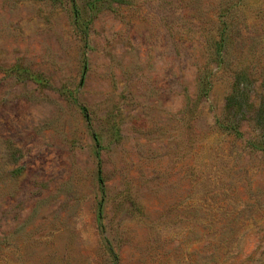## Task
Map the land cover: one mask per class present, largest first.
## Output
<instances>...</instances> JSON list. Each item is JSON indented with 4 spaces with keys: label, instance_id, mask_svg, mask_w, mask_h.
<instances>
[{
    "label": "rangeland",
    "instance_id": "1",
    "mask_svg": "<svg viewBox=\"0 0 264 264\" xmlns=\"http://www.w3.org/2000/svg\"><path fill=\"white\" fill-rule=\"evenodd\" d=\"M0 264H264V0H0Z\"/></svg>",
    "mask_w": 264,
    "mask_h": 264
}]
</instances>
